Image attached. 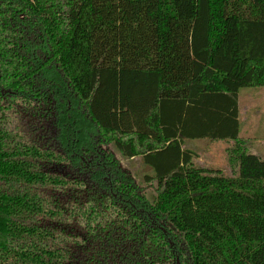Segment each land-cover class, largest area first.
<instances>
[{"label": "trees", "instance_id": "trees-1", "mask_svg": "<svg viewBox=\"0 0 264 264\" xmlns=\"http://www.w3.org/2000/svg\"><path fill=\"white\" fill-rule=\"evenodd\" d=\"M259 87L264 0H0V264H264ZM204 139L235 174L196 163Z\"/></svg>", "mask_w": 264, "mask_h": 264}, {"label": "rangeland", "instance_id": "rangeland-1", "mask_svg": "<svg viewBox=\"0 0 264 264\" xmlns=\"http://www.w3.org/2000/svg\"><path fill=\"white\" fill-rule=\"evenodd\" d=\"M241 139L250 142L248 149L264 158V87L246 88L241 90ZM185 147L197 154L196 163L204 167H214L232 176L233 171L229 165V143L212 140H185ZM113 153L120 162L123 170L132 177L137 185L142 187L150 200L155 196V182L147 181L146 177H153L151 168L146 166L142 157L132 159L123 158L112 148Z\"/></svg>", "mask_w": 264, "mask_h": 264}, {"label": "flooded vegetation", "instance_id": "flooded-vegetation-1", "mask_svg": "<svg viewBox=\"0 0 264 264\" xmlns=\"http://www.w3.org/2000/svg\"><path fill=\"white\" fill-rule=\"evenodd\" d=\"M141 212H143L144 213V211H141ZM153 224H155L154 222H153ZM161 230H162V232L166 235V230L164 229V228H160ZM171 245L173 246L174 244L173 243H171ZM174 253H175V260H176V264H180V259H179V257L178 256H176V252H175V250H174Z\"/></svg>", "mask_w": 264, "mask_h": 264}, {"label": "crops", "instance_id": "crops-1", "mask_svg": "<svg viewBox=\"0 0 264 264\" xmlns=\"http://www.w3.org/2000/svg\"><path fill=\"white\" fill-rule=\"evenodd\" d=\"M240 102H241V92L239 94V121H240V125H241V109H240ZM240 138H241V132H240ZM204 140H208V139H204ZM195 141H199V140H195ZM224 142H227V140H225Z\"/></svg>", "mask_w": 264, "mask_h": 264}]
</instances>
